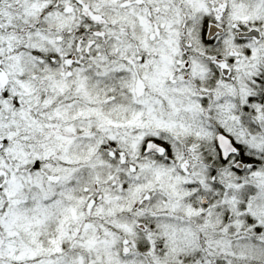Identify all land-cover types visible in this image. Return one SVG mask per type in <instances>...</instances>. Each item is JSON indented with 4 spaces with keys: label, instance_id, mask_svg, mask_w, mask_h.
<instances>
[{
    "label": "snow or ice",
    "instance_id": "obj_1",
    "mask_svg": "<svg viewBox=\"0 0 264 264\" xmlns=\"http://www.w3.org/2000/svg\"><path fill=\"white\" fill-rule=\"evenodd\" d=\"M0 264H264V0H0Z\"/></svg>",
    "mask_w": 264,
    "mask_h": 264
}]
</instances>
